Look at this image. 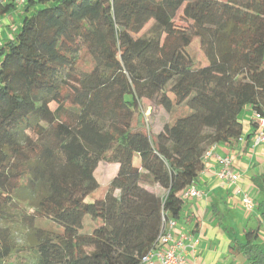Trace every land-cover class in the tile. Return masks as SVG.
I'll return each mask as SVG.
<instances>
[{"label":"trees","instance_id":"trees-1","mask_svg":"<svg viewBox=\"0 0 264 264\" xmlns=\"http://www.w3.org/2000/svg\"><path fill=\"white\" fill-rule=\"evenodd\" d=\"M13 10L17 31L0 42V264H140L162 216L180 218L205 152L242 137L245 109L264 116V0H6L0 17ZM94 94L108 116L89 110ZM148 102L167 115L155 130ZM101 162L118 166L105 188ZM258 238L234 240L248 264H264Z\"/></svg>","mask_w":264,"mask_h":264},{"label":"crops","instance_id":"crops-1","mask_svg":"<svg viewBox=\"0 0 264 264\" xmlns=\"http://www.w3.org/2000/svg\"><path fill=\"white\" fill-rule=\"evenodd\" d=\"M0 20L16 23L11 14ZM245 111L249 120L245 127L243 123L242 137L213 147L204 170L188 187L198 190L200 196L185 199L181 216L175 220L172 234L181 240L188 264H248L236 252L234 242L243 240L248 229L259 230L257 242L264 247V206L256 205L255 210L252 206L250 211L243 206V194L254 203L264 198V146H253V113L249 108ZM218 157L231 158V167L239 174L237 184L219 177Z\"/></svg>","mask_w":264,"mask_h":264},{"label":"rangeland","instance_id":"rangeland-1","mask_svg":"<svg viewBox=\"0 0 264 264\" xmlns=\"http://www.w3.org/2000/svg\"><path fill=\"white\" fill-rule=\"evenodd\" d=\"M5 2H6V0H0V4H3ZM10 14L16 23L15 24H9L5 20H2V21L0 20V42H1L2 38L11 37V35L17 31L16 24H18L22 18V13L19 11H16V10L11 11ZM10 14H7V17H9ZM8 25H9V29L7 28ZM149 27H150V24L146 26V28L144 29L143 32H145ZM83 51H85V50H83ZM85 52L81 53L79 66L81 67V69H83L85 71H90L92 69L91 68L92 67V61L90 60V58L88 57V55ZM189 52L195 60H198L201 63V65H204L207 63V61L205 59L204 44H200L199 41H194L189 48ZM99 92H100V90H99ZM95 93H97V91ZM95 95L96 94L93 95L92 100L88 104L89 110H91V112L93 114H95L97 112L95 110L98 109V113L100 116H103V117L108 116V114H109L108 107L104 106V104H102L99 96H95ZM92 105H94V108L92 107ZM146 106H149L150 109L149 110L147 109V111L145 110L146 111L145 116L150 117V126H152V130L153 129L155 130V126H161V121H162L163 116H165V112L163 111L162 108L157 107V106H155L149 102L146 104ZM245 110L241 114V120H242V123H244V127L246 126V122H248V120H249L248 114ZM165 117H167V115ZM205 154H204V156H205ZM117 168H118V166L116 164H108L105 162L99 163V165L95 171V178H96L97 182L103 188L107 187L108 183L115 176ZM263 201H264V198L260 199L259 201L257 200L256 203H254V201H252L254 210ZM37 225L39 227L48 228L51 230H62V228L60 226H58V225H56L50 221H46V220L38 221ZM261 235H262V233H261ZM16 238L19 239L18 246L23 248L24 241L20 240L19 236H17ZM19 253L21 255L28 256L26 251H21ZM26 258H28V257H26ZM245 260H243L244 263H245ZM22 262H25V263H22ZM10 264H31V263L28 260L24 261V259H22L21 257L13 256Z\"/></svg>","mask_w":264,"mask_h":264},{"label":"built area","instance_id":"built-area-1","mask_svg":"<svg viewBox=\"0 0 264 264\" xmlns=\"http://www.w3.org/2000/svg\"><path fill=\"white\" fill-rule=\"evenodd\" d=\"M18 5H21L25 0H14ZM251 120L254 123V132H253V146L263 145L264 146V116H259L253 114ZM250 120V121H251ZM211 146L205 153L204 159L207 158L213 147ZM220 163V170L218 172L219 177L226 179L234 184H237L239 174L233 170L231 167L232 160L230 157H218ZM238 190L237 193H239ZM200 192L195 189L186 188L182 192V197L184 199L190 197L200 196ZM243 206L246 211L252 209V200L251 198L243 194ZM161 231L156 240V248L151 249L141 260L140 264H188L186 254H184V247L181 240H176L172 234L176 222L175 220L166 218L162 216L161 219Z\"/></svg>","mask_w":264,"mask_h":264}]
</instances>
